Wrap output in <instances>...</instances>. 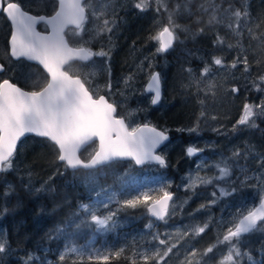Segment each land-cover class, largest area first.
Here are the masks:
<instances>
[{"label": "rangeland", "instance_id": "1", "mask_svg": "<svg viewBox=\"0 0 264 264\" xmlns=\"http://www.w3.org/2000/svg\"><path fill=\"white\" fill-rule=\"evenodd\" d=\"M256 1L254 12L253 0H215V4L220 5L218 15L223 23L209 26L206 22L209 15L203 12L200 5L211 9L212 0H191L187 11L184 8L186 0H163L168 11L173 12L175 23L184 29H177L178 40L169 51L175 61L170 62L168 54L157 52V42L149 39L168 24V12L162 6L157 12L155 0H151L146 11L134 7L138 0H91L93 7L88 12L103 10L105 15L100 21L90 15L82 36L73 35L71 29L66 37L70 45L84 42V46L94 52L108 51L110 58L94 57L90 62L74 63L72 73L85 80L94 97L105 95L115 105L117 115L130 126L152 125L165 132L182 133L186 140L177 138L161 149L159 154L165 159L166 166L150 163L137 167L132 161H119L98 169L70 171L68 184L80 187L83 184L88 193V200L80 204L74 213L72 226L85 218L81 205L97 204L96 194L102 189L114 190L117 199L123 201L136 195L139 189H144L156 199L162 195L159 189L163 188L173 194V200L162 222L148 216L147 206L151 201L136 208L114 202L108 209L99 210L103 214L109 210L116 211L115 227L110 231H96L91 224L81 226L87 230L88 236L78 243L66 236L57 237L61 247L53 253L58 259L51 258L45 251L42 255H32L24 261L25 264H73L74 261L80 264L73 254L66 255L60 261V255L65 254L71 246L113 250L123 247V263L118 264H132L133 259L136 264H145L141 255L145 250L151 257L155 249H160L163 254L166 247L153 238L157 234L160 239H168L169 244H177L165 258L164 264H188V260L193 264L198 260L200 264H220L227 245H217L213 253L202 257L203 250L216 243L237 210L243 206L258 205L264 195V117L254 118L257 127L237 124L245 104L257 105L264 101V91H255L252 86L253 80L264 75V0ZM177 3L181 8L179 12H174ZM238 4L241 12L248 14L242 16L241 24L245 27L239 36L226 27L230 13L239 9ZM104 18L114 21L112 31L97 35L96 25ZM200 27L204 29L203 32L199 31ZM218 35L223 40L222 44L217 43ZM237 56H247L250 72L245 73L242 64L234 69L230 67ZM214 57L222 58L225 67L214 65ZM205 66L211 69L208 76L202 74ZM155 72L160 75L163 91L161 101L156 106L150 102L151 95L145 93L150 74ZM26 76L27 79L32 77L36 80L37 71L30 69ZM109 80L110 91L106 88ZM233 87H238L239 92L233 93ZM197 122V131H188L196 127ZM185 141L187 144H183ZM186 145L197 148L202 152L201 156L187 158ZM46 146L47 143L38 138L25 139L14 156L13 168L0 173V183L10 175L22 181L30 193L50 192L57 175L68 170L57 159V150H45ZM237 150L241 155L233 157ZM82 157L88 158L84 151ZM224 160L232 165L231 177L189 187L190 180L197 176L215 177L218 173L214 165ZM36 164L40 169H35ZM121 176L128 181L125 188L118 180ZM5 186L13 188L10 183ZM220 188H236L237 191L221 196ZM213 192L217 194L215 197ZM212 200H216V203L211 204ZM201 205L204 207L201 208ZM145 218L144 225L138 226ZM206 221L209 227L202 235L195 239L192 236L182 238L186 230L203 225ZM255 237L263 238L255 254L243 250L242 243ZM3 241L7 243L5 251L0 252V264L7 256L8 246L6 232L0 229V242ZM193 248L197 249L194 257L189 255ZM240 250V264H264V229L260 225L257 230L241 238ZM133 253L136 255L133 256ZM147 264H156V259L150 258Z\"/></svg>", "mask_w": 264, "mask_h": 264}, {"label": "snow or ice", "instance_id": "2", "mask_svg": "<svg viewBox=\"0 0 264 264\" xmlns=\"http://www.w3.org/2000/svg\"><path fill=\"white\" fill-rule=\"evenodd\" d=\"M155 3L158 5L157 12L160 11L161 6L165 12H168V24L162 26L149 39L157 42V52H167L178 40L177 29H184L175 23L173 12L168 11L163 0H155ZM189 3L191 0H186L184 4L186 11ZM150 4L151 0H138L134 3V7L146 11ZM92 7L91 0H56L54 13L50 17H37L30 15L20 0H0V13L5 14L14 29L10 34V57L15 60L36 61L42 66L45 74L44 83L41 84L39 80L34 81L29 90L17 86L10 79L0 80V172L13 168L18 142L27 133H34L38 137L51 141L57 148V159L73 169H93L97 166L110 165L120 159H131L136 165L155 162L166 166L163 156L155 152L159 145L168 140L165 131H158L155 127H149L147 124L143 126L126 124L124 118H117V109L113 103H110L102 95L94 98L93 93L86 87L85 80L71 71L74 61H90L93 57L110 58L108 51L94 52L91 48L85 47L84 42L70 45L69 38L66 37L65 33L69 26H72L73 35L82 36L90 15L97 21H100V18L105 15L103 10L96 9L89 13L88 9ZM180 8L181 5L177 3L173 11L179 12ZM200 8L209 15L207 21L209 26L223 23L218 15L220 5L215 4V0H212L211 9L203 4L200 5ZM225 11L228 10L225 9ZM247 15V12L242 13L239 9L231 12L226 27L236 35H241L245 27L241 24V19L242 16L246 17ZM37 23H44L47 26L49 29L47 34L36 30ZM113 25L114 21L104 18L96 25V34L111 32ZM199 31L203 32L204 29L200 28ZM249 33L251 34V29H249ZM217 43H223L219 35ZM228 47H232V45H228ZM213 64L225 67L220 57H214ZM238 64L244 66L245 73L250 72L247 56L243 58L237 56L230 67L234 69ZM5 71V65L0 63V73ZM210 71V67L205 66L202 74L208 76ZM149 79L148 91L153 93L150 102L155 105L161 99V78L159 73H152ZM252 86L255 91H264V75L253 80ZM106 88L111 90L110 80L106 84ZM239 90L238 87L231 89L233 93H237ZM201 103L203 104V101ZM203 115L202 111L201 116ZM256 117H264V101L257 105L245 104L237 124L257 127L254 119ZM212 118L215 119V117ZM198 127L199 122L196 127L189 128L188 131H197ZM82 148L87 159L81 158ZM198 151L195 147H189L187 154L192 156ZM240 155L238 150L233 153V157ZM214 167L218 173L215 177L197 176L190 180L189 187L198 183L211 184L213 180H226L232 176V165L227 160L215 164ZM118 180L121 187L125 188L128 183L125 176L119 177ZM159 191L162 192V195L156 199H153L144 189H139L136 195L119 201L114 190L102 189L96 194L97 204L81 205V211L85 214V218L75 222V226L80 228L91 224L95 226L96 231H110L115 227L116 211L109 210L107 214H103L99 210L101 208L108 209L114 202L125 207L136 208L141 204L148 205L151 201L148 211L152 216L163 220L168 215L169 202L173 200V196L163 188H160ZM236 191V188H220V195H231ZM212 195L215 197L217 194L213 192ZM210 203L214 204L216 200H212ZM203 207L204 205H201V208ZM261 222H264V195L261 196L258 205L243 206L237 210L236 215L227 223L226 230L217 237L216 243L203 250L202 257L213 253L217 245H227L220 264H240L238 258L242 255L241 238L257 230L258 225L264 229V223ZM221 224L223 225L224 222L222 221ZM208 227V221L203 225H195L186 230L182 234V238L192 236L195 239L202 235ZM57 231H63V229ZM153 238L157 239L160 245L166 246L163 254L160 249H155L150 257L145 250V253L141 254L142 259L145 264L150 258L156 259V264H164L165 258L173 248L177 247V244H169L168 239H160L158 234ZM6 243V241L0 242V252L5 251ZM123 252V247L113 250L71 246L65 254L60 255V261H63L66 255L73 254L79 259L80 264H109L111 259H119ZM196 254L197 249L193 248L189 255L194 257ZM135 255L136 253H133V256ZM185 259L188 260L187 256ZM132 264H136L135 259L132 260ZM188 264H193V262L188 260ZM195 264H200V261H196Z\"/></svg>", "mask_w": 264, "mask_h": 264}, {"label": "trees", "instance_id": "3", "mask_svg": "<svg viewBox=\"0 0 264 264\" xmlns=\"http://www.w3.org/2000/svg\"><path fill=\"white\" fill-rule=\"evenodd\" d=\"M255 3L257 1L253 0L254 12ZM236 6L241 10L239 4ZM168 60L175 61L173 55L168 56ZM47 149L51 151L54 148L47 145L45 150ZM35 169H40L38 164L35 165ZM69 174L68 171L57 175L54 179V188L47 193H30L22 181L10 175L7 180L1 181L0 229L6 232L8 240L7 256L4 257L3 264H25L24 261L29 260L32 255H42L45 251H48L51 258L58 259L53 253L61 247L57 237L66 236L78 243L88 236L87 230L72 226L70 223L75 218L74 213L80 204L88 200V193L83 184L81 187L68 184ZM6 183L12 184L13 188L8 189ZM146 220L147 218L137 225H144ZM58 229L63 231L58 232ZM262 239L256 237L246 239L242 243L243 250L255 254V249ZM123 258L111 259L109 264L123 263Z\"/></svg>", "mask_w": 264, "mask_h": 264}, {"label": "flooded vegetation", "instance_id": "4", "mask_svg": "<svg viewBox=\"0 0 264 264\" xmlns=\"http://www.w3.org/2000/svg\"><path fill=\"white\" fill-rule=\"evenodd\" d=\"M95 1H102V0H95ZM20 2L22 4V6L25 8V10L28 11V13L35 15V16H42L43 15V16L50 17L54 13V8L56 6V0H20ZM37 29L40 32H46L47 33L49 31L47 26L44 23H40L37 26ZM71 29H72V27H69V29L66 30V33H67V31H70ZM11 32H12V25L10 24V21L6 18L5 14L0 13V63H3L6 67V71L4 73H0V80L10 79L13 83H16L17 86L22 87L25 90H29L32 87V85H33L32 81L39 80V82L41 84H43L44 83L43 77L45 74L43 73V69L39 65H37L35 63L28 62L27 60H24V59L15 60L14 58L10 57L9 42H10ZM169 51L164 52V53H167L168 56H170L169 54L171 52H169ZM90 61H74V62H72V64L78 63V62L86 63V62H90ZM30 69L37 71V76L34 77V78H36V80L33 79L32 77L30 79H27L26 72ZM102 96H105V95H102ZM105 98L107 99L106 96H105ZM110 103H112V102H110ZM178 134H179V136H178ZM182 135H183L182 133L171 132L170 133V136H171L170 141H174L177 138L178 139L183 138L186 140V138L183 137ZM31 137L38 138L40 141H45L47 143V145H49L50 147L57 150L56 146L53 143H51L50 141H48L47 139L42 138V137H36V136H29L27 138H31ZM27 138H25V139H27ZM22 142L19 143V145L17 147V152H18V149L20 148V145L22 144ZM183 144H187V142L185 141V143H183ZM186 147H187V149L189 148L188 145H186L185 148ZM201 154H202V152L199 151V153L192 155V156H189L187 154V150L185 153L187 158L198 157V156H201ZM81 157H82V154H81ZM82 158L86 159L85 157H82ZM153 164L159 165L156 163H153ZM67 170L70 172V170L68 168H67ZM147 213H148V211H147ZM148 216L150 217L149 213H148ZM162 221H158V222H162Z\"/></svg>", "mask_w": 264, "mask_h": 264}, {"label": "water", "instance_id": "5", "mask_svg": "<svg viewBox=\"0 0 264 264\" xmlns=\"http://www.w3.org/2000/svg\"><path fill=\"white\" fill-rule=\"evenodd\" d=\"M30 14V13H29ZM30 15H32V14H30ZM33 16H35V15H33ZM43 16V15H42ZM37 17H40V16H37ZM44 17H47V16H44ZM40 23H37V25H36V30L38 31V32H40L38 29H37V26L39 25ZM69 27H72V26H69ZM14 29H13V26H12V31H13ZM49 30V29H48ZM42 34H47L46 32H41ZM9 45H10V42H9ZM172 49V48H171ZM171 49H169V50H171ZM168 50V51H169ZM167 51V52H168ZM24 60H26V59H24ZM28 62H31V63H35V64H37V65H39L36 61H29V60H27ZM40 66V65H39ZM41 68H42V66H40ZM155 73H158V72H155ZM149 83H150V80L147 82V84H146V86H145V93L146 94H148V95H151V97L153 96V93H151V92H149L148 91V85H149ZM162 94H163V91H162V82H161V98H162ZM160 101H161V99H160ZM159 104V103H158ZM158 104H155L154 106H156V105H158ZM116 116H117V118H122V117H119L118 115H117V111H116ZM125 123H126V120H125ZM127 124V123H126ZM145 125V124H144ZM141 126H143V125H141ZM149 127H154V126H152V125H148ZM156 128V127H155ZM158 131H163V130H160V129H158V128H156ZM165 134L168 136V140H166V141H164L161 145H159L156 149H155V152H156V154H158V155H160L159 154V152L161 151V149L171 140V136H170V133L169 132H165ZM29 136H36L34 133H27V134H25V136L24 137H22L21 138V141L20 142H18V145H19V143H21L25 138H27V137H29ZM36 137H38V136H36ZM43 138V137H42ZM45 139H47V138H45ZM49 141V140H48ZM51 142V141H50ZM52 143V142H51ZM18 145H17V147H18ZM84 151V149L82 148L81 149V154H82V152ZM197 153H199V151L197 152ZM196 153V154H197ZM82 158V157H81ZM83 159V158H82ZM119 161H132L131 159H120V160H118V161H116V162H119ZM60 163H64V162H62V161H59ZM132 162H134V161H132ZM153 163H155V162H153ZM135 164V163H134ZM157 164V163H156ZM136 165V164H135ZM102 166H106V165H102ZM102 166H97L96 168H93V169H97V168H100V167H102ZM137 167H142L143 165H136ZM70 171H75V170H79V169H83V168H76V169H73V168H70V167H67ZM83 170H91V169H83ZM1 173V172H0ZM172 196H173V194H172ZM170 204H171V201L169 202V207H170ZM151 206V203L148 205V207H150ZM148 207H147V211H148ZM169 209V208H168ZM148 213H149V215H150V217L152 218V219H154V220H156V221H162V220H160V219H158V218H156V217H154V216H152L151 215V213L148 211ZM166 217V216H165ZM164 217V218H165Z\"/></svg>", "mask_w": 264, "mask_h": 264}]
</instances>
